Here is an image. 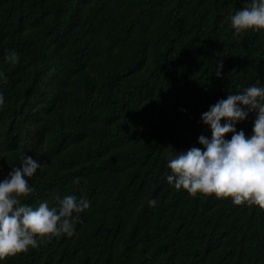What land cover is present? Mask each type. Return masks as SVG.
<instances>
[{
    "label": "trees",
    "instance_id": "trees-1",
    "mask_svg": "<svg viewBox=\"0 0 264 264\" xmlns=\"http://www.w3.org/2000/svg\"><path fill=\"white\" fill-rule=\"evenodd\" d=\"M248 2L0 0V180L26 153L43 168L22 203L91 202L73 236L0 264H264V210L167 182L210 105L264 86V31L230 27Z\"/></svg>",
    "mask_w": 264,
    "mask_h": 264
},
{
    "label": "clouds",
    "instance_id": "clouds-1",
    "mask_svg": "<svg viewBox=\"0 0 264 264\" xmlns=\"http://www.w3.org/2000/svg\"><path fill=\"white\" fill-rule=\"evenodd\" d=\"M230 27L235 36L264 31V0H249L245 7L235 11ZM6 59L17 64L20 57L12 52ZM213 71L221 78L222 58L215 61ZM6 80L0 71V83ZM4 104L5 96L0 92V108ZM251 113L255 114L252 134L246 136L242 129L237 130V125ZM200 121L209 129L210 137L199 136L198 144L202 147L177 152L168 160V184L192 196L214 195L217 199H230L236 206L264 210V86L253 84L229 93L210 105ZM227 134H231L230 139ZM20 159V165L11 166V171L0 180V262L37 248L43 240L73 236L79 214L91 207L85 196L75 195L56 197L58 206H50L47 200L37 206L22 203L35 190L29 179L43 165L26 153ZM149 204L155 206L156 201Z\"/></svg>",
    "mask_w": 264,
    "mask_h": 264
},
{
    "label": "bare ground",
    "instance_id": "bare-ground-1",
    "mask_svg": "<svg viewBox=\"0 0 264 264\" xmlns=\"http://www.w3.org/2000/svg\"><path fill=\"white\" fill-rule=\"evenodd\" d=\"M198 196V195H197Z\"/></svg>",
    "mask_w": 264,
    "mask_h": 264
}]
</instances>
